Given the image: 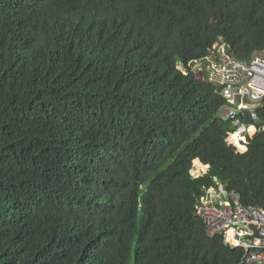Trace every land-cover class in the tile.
Returning <instances> with one entry per match:
<instances>
[{
	"label": "trees",
	"instance_id": "trees-1",
	"mask_svg": "<svg viewBox=\"0 0 264 264\" xmlns=\"http://www.w3.org/2000/svg\"><path fill=\"white\" fill-rule=\"evenodd\" d=\"M221 41L264 50V0H0V264L240 263L195 205L264 209V129L177 67Z\"/></svg>",
	"mask_w": 264,
	"mask_h": 264
},
{
	"label": "built area",
	"instance_id": "built-area-1",
	"mask_svg": "<svg viewBox=\"0 0 264 264\" xmlns=\"http://www.w3.org/2000/svg\"><path fill=\"white\" fill-rule=\"evenodd\" d=\"M187 66L205 76L218 88L221 97L232 104L218 109L221 118H234L240 109H245L251 119H258L255 109L264 99V58L255 55L247 61L239 60L226 53L225 43H218L213 52L188 62ZM261 128L264 129V123ZM246 131L241 122L237 133L242 137ZM195 214L202 217L209 233L220 235L229 247L243 249L239 264H264L263 208L242 205L236 192L218 184L204 188Z\"/></svg>",
	"mask_w": 264,
	"mask_h": 264
},
{
	"label": "bare ground",
	"instance_id": "bare-ground-1",
	"mask_svg": "<svg viewBox=\"0 0 264 264\" xmlns=\"http://www.w3.org/2000/svg\"><path fill=\"white\" fill-rule=\"evenodd\" d=\"M222 43H225V51H226V53L227 54H229V55H231L229 52H228V50H229V45L226 43V42H222ZM258 54H260L259 52H255V53H253L252 55H250L247 59H240V58H238V57H236V56H234V55H231V56H233V57H235V58H237V59H239V60H244V61H247V60H250V58L251 57H253V56H255V55H257V56H260V55H258ZM261 58H264L263 56H260ZM188 62H190V61H188ZM188 62L186 63V64H184V63H182V62H177V64H180V65H178L180 68H182V69H186V68H190L191 70H194V69H192L191 67H188L187 66V64H188ZM194 71H196V70H194ZM216 90L218 91V93H219V90H218V88L216 87ZM224 105H232V104H230V103H228L227 101H225L224 99H223V103H222V105H220L219 106V108L221 107V106H224ZM264 106V99H263V101H262V103H261V105L260 106H258L256 109H255V113H256V115H257V117H258V119L255 121V120H253V119H251L250 118V113L247 111V110H243V109H240L239 111H238V113L236 114V116L234 117V118H229V119H223V118H221L219 115H218V109L216 110V116L219 118V119H221V120H223V121H228V120H231L232 122V125L234 126V129H233V131H232V133H231V136H230V138H232V137H234L236 140H240L242 137H244L249 131H252V132H259V131H261L262 130V124L264 123V120H261L260 118H259V115H258V109L259 108H261V107H263ZM236 121H237V123H236ZM244 123L245 125H246V129H247V131H246V133L241 137V134H238L237 133V131H238V127H239V124L240 123ZM237 133V134H236ZM241 137V138H240ZM232 140V139H231ZM197 162V160H194V164L192 165V167H191V169H190V174H191V176L192 177H197V176H201V175H204V174H206L207 172H208V169H209V165L208 164H203V163H201V162H199L198 161V164L196 163ZM207 165V166H206ZM193 166H194V168H198V171H199V174H197V175H195V174H193V173H191V170H192V168H193ZM202 169H206L204 172H202ZM213 180H214V184L212 185V186H216L217 187V185L218 184H221V185H223V187L225 188V189H227V190H229L228 188H226L225 187V185L221 182V181H219L216 177H213ZM207 187H211V186H206V185H204V186H202L201 187V189H202V192H201V195H202V193H203V190H204V188H207ZM230 191H234V190H230ZM235 192V191H234ZM238 194V193H237ZM238 197H239V195H238ZM239 202H240V199H239ZM241 203V202H240ZM242 204V203H241ZM243 205V204H242ZM245 206V205H244ZM247 207H254V206H247ZM260 208V207H259ZM200 217V216H199ZM200 218H202V217H200ZM203 220V219H202ZM204 222V221H203Z\"/></svg>",
	"mask_w": 264,
	"mask_h": 264
},
{
	"label": "rangeland",
	"instance_id": "rangeland-1",
	"mask_svg": "<svg viewBox=\"0 0 264 264\" xmlns=\"http://www.w3.org/2000/svg\"><path fill=\"white\" fill-rule=\"evenodd\" d=\"M215 45V44H214ZM260 54H258V55H260V56H263L264 57V50H262V51H260L259 52ZM178 65H180V64H177V66ZM185 71H183V73H184ZM197 164H198V161L196 162ZM194 164V163H193ZM206 169H202V172H204ZM191 173H193V174H195V175H197V174H199V171H198V168L196 169V168H194V166H193V168H192V170H191Z\"/></svg>",
	"mask_w": 264,
	"mask_h": 264
},
{
	"label": "clouds",
	"instance_id": "clouds-1",
	"mask_svg": "<svg viewBox=\"0 0 264 264\" xmlns=\"http://www.w3.org/2000/svg\"><path fill=\"white\" fill-rule=\"evenodd\" d=\"M223 41H221V42H217V43H215V45L213 46V50L215 49V46L218 44V43H222ZM213 50H211L210 52H213ZM210 52H208V53H210ZM207 53V54H208ZM206 55V54H205ZM202 58V57H201ZM197 60V59H196ZM191 61H193V60H191ZM182 72L183 71H185L184 69H182V68H180L179 66H177ZM184 74H185V72H184ZM204 79L205 80H207V78L204 76ZM208 81V80H207ZM209 82V81H208ZM194 160H196V159H194ZM194 160H193V162H192V165H193V163H194ZM198 161H199V159H197ZM200 162V161H199Z\"/></svg>",
	"mask_w": 264,
	"mask_h": 264
},
{
	"label": "crops",
	"instance_id": "crops-1",
	"mask_svg": "<svg viewBox=\"0 0 264 264\" xmlns=\"http://www.w3.org/2000/svg\"><path fill=\"white\" fill-rule=\"evenodd\" d=\"M197 160V159H196ZM198 161V160H197ZM207 166V165H206Z\"/></svg>",
	"mask_w": 264,
	"mask_h": 264
}]
</instances>
